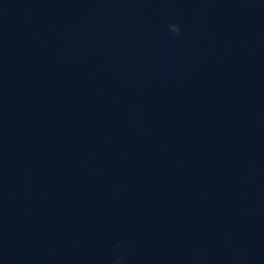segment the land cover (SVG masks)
I'll use <instances>...</instances> for the list:
<instances>
[{"label": "clouds", "instance_id": "obj_1", "mask_svg": "<svg viewBox=\"0 0 264 264\" xmlns=\"http://www.w3.org/2000/svg\"><path fill=\"white\" fill-rule=\"evenodd\" d=\"M169 28H170V30L172 32L176 33L177 35L180 34L181 29H180V26L179 25H177V24H170L169 25Z\"/></svg>", "mask_w": 264, "mask_h": 264}]
</instances>
